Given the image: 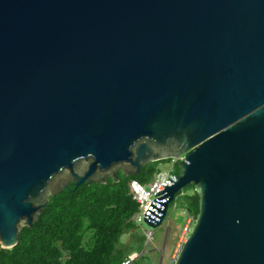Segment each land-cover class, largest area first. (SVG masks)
<instances>
[{
    "label": "water",
    "instance_id": "95a60500",
    "mask_svg": "<svg viewBox=\"0 0 264 264\" xmlns=\"http://www.w3.org/2000/svg\"><path fill=\"white\" fill-rule=\"evenodd\" d=\"M192 185L174 264H264V0H0V247L50 197L148 163Z\"/></svg>",
    "mask_w": 264,
    "mask_h": 264
},
{
    "label": "trees",
    "instance_id": "16d2710c",
    "mask_svg": "<svg viewBox=\"0 0 264 264\" xmlns=\"http://www.w3.org/2000/svg\"><path fill=\"white\" fill-rule=\"evenodd\" d=\"M170 163L171 175L176 177L178 162L166 160L148 163L135 177L118 172L116 183L109 179L106 184L70 185L49 198L33 226L21 230L16 246L0 247V264H121L132 253L138 254L133 264L150 263L142 253L146 238L131 221L138 204L129 185L133 181L152 184L162 166ZM176 200L195 220L199 201L193 186L177 192L168 209ZM127 235L128 241L123 242Z\"/></svg>",
    "mask_w": 264,
    "mask_h": 264
},
{
    "label": "rangeland",
    "instance_id": "374dc122",
    "mask_svg": "<svg viewBox=\"0 0 264 264\" xmlns=\"http://www.w3.org/2000/svg\"><path fill=\"white\" fill-rule=\"evenodd\" d=\"M172 166V163L163 165L162 172L169 173L172 170ZM186 216L182 203L176 200L173 206L167 210L166 218L160 227L153 229L146 224L139 227L140 233L146 238L142 253L150 257L151 261L150 263L148 262V264H174L182 244L177 242V246L176 243L165 245L164 239L167 233H169V242L172 238V232H178V236L180 235V227ZM128 239L129 237L127 235L122 238V241L127 242ZM140 263L141 261L139 264Z\"/></svg>",
    "mask_w": 264,
    "mask_h": 264
},
{
    "label": "built area",
    "instance_id": "2783aa9c",
    "mask_svg": "<svg viewBox=\"0 0 264 264\" xmlns=\"http://www.w3.org/2000/svg\"><path fill=\"white\" fill-rule=\"evenodd\" d=\"M173 162L178 161L173 160ZM169 180L173 182L176 180V177L171 175V171L169 173L160 172L159 174H157L154 182L147 186H141L140 184L134 181L130 183V193L133 199L138 204V210L131 219L132 223L135 226L141 227L142 225H145V222L143 221V216L147 212L152 202L162 197V195H157L161 193L166 187L173 185V183H168ZM193 223L194 220L189 215H187L181 226L180 235L178 238V242L180 244H183L187 239L193 226ZM137 257V253H132L128 255L121 264H133Z\"/></svg>",
    "mask_w": 264,
    "mask_h": 264
},
{
    "label": "crops",
    "instance_id": "0c3cea01",
    "mask_svg": "<svg viewBox=\"0 0 264 264\" xmlns=\"http://www.w3.org/2000/svg\"><path fill=\"white\" fill-rule=\"evenodd\" d=\"M182 226V225H181ZM181 228V227H180ZM169 233H167V235L165 236V245L167 244H170V243H176V246H177V242H178V232H172V238L170 239V242H169V237H168Z\"/></svg>",
    "mask_w": 264,
    "mask_h": 264
}]
</instances>
